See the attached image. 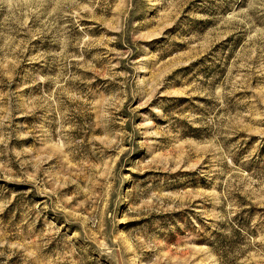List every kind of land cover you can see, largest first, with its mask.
I'll return each instance as SVG.
<instances>
[{
    "label": "rangeland",
    "instance_id": "rangeland-1",
    "mask_svg": "<svg viewBox=\"0 0 264 264\" xmlns=\"http://www.w3.org/2000/svg\"><path fill=\"white\" fill-rule=\"evenodd\" d=\"M0 264H264V0H0Z\"/></svg>",
    "mask_w": 264,
    "mask_h": 264
}]
</instances>
